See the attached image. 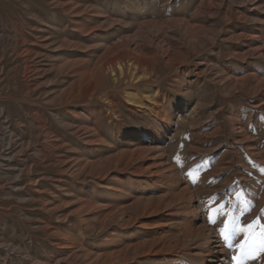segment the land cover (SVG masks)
<instances>
[{
	"label": "rangeland",
	"instance_id": "1",
	"mask_svg": "<svg viewBox=\"0 0 264 264\" xmlns=\"http://www.w3.org/2000/svg\"><path fill=\"white\" fill-rule=\"evenodd\" d=\"M213 200L264 225V0H0V264H235Z\"/></svg>",
	"mask_w": 264,
	"mask_h": 264
},
{
	"label": "snow or ice",
	"instance_id": "2",
	"mask_svg": "<svg viewBox=\"0 0 264 264\" xmlns=\"http://www.w3.org/2000/svg\"><path fill=\"white\" fill-rule=\"evenodd\" d=\"M195 184L196 181L192 180ZM214 207H209L208 221L215 224L218 217L223 216L224 227L221 229V235L225 242L230 238V234L236 231L242 232L245 235L244 241L239 245V254L231 259L235 264H244L246 260H257L264 257V225H261L259 218L246 226L235 225V222L228 219L230 209L227 202L216 203L213 200ZM235 225V226H232ZM258 230V231H257Z\"/></svg>",
	"mask_w": 264,
	"mask_h": 264
}]
</instances>
